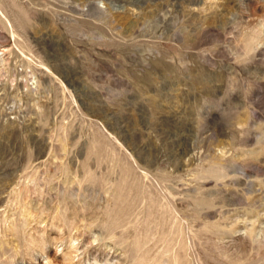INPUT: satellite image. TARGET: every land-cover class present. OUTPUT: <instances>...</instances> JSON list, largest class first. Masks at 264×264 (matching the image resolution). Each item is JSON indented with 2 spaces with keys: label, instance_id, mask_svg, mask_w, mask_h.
Here are the masks:
<instances>
[{
  "label": "rangeland",
  "instance_id": "obj_1",
  "mask_svg": "<svg viewBox=\"0 0 264 264\" xmlns=\"http://www.w3.org/2000/svg\"><path fill=\"white\" fill-rule=\"evenodd\" d=\"M94 261L264 264V0H0V264Z\"/></svg>",
  "mask_w": 264,
  "mask_h": 264
},
{
  "label": "bare ground",
  "instance_id": "obj_2",
  "mask_svg": "<svg viewBox=\"0 0 264 264\" xmlns=\"http://www.w3.org/2000/svg\"><path fill=\"white\" fill-rule=\"evenodd\" d=\"M110 233H111V232H110ZM93 236H94V235H93ZM96 239L98 240L99 237H98V236H94V237H93V240H96ZM98 241H99V240H98ZM92 260H93V259H92ZM95 261L97 262L98 260L95 259ZM95 261H94V262H95ZM96 262H95V263H96ZM103 262H105V261H103ZM96 264H97V263H96ZM101 264H106V263H101Z\"/></svg>",
  "mask_w": 264,
  "mask_h": 264
}]
</instances>
